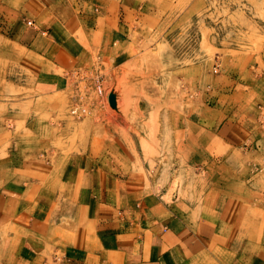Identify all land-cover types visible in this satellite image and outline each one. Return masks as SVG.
I'll use <instances>...</instances> for the list:
<instances>
[{
	"label": "crops",
	"instance_id": "0c3cea01",
	"mask_svg": "<svg viewBox=\"0 0 264 264\" xmlns=\"http://www.w3.org/2000/svg\"><path fill=\"white\" fill-rule=\"evenodd\" d=\"M163 1L0 0V36L29 54L34 89L49 94L92 70L108 35L144 38L134 23L165 21ZM258 82L219 128H193V168L207 185L186 198L121 171L101 142L57 158L15 147L12 115L0 112V264H264V176L214 169L235 150L264 155V72Z\"/></svg>",
	"mask_w": 264,
	"mask_h": 264
},
{
	"label": "rangeland",
	"instance_id": "374dc122",
	"mask_svg": "<svg viewBox=\"0 0 264 264\" xmlns=\"http://www.w3.org/2000/svg\"><path fill=\"white\" fill-rule=\"evenodd\" d=\"M159 13L165 21L133 24L144 38L108 35L93 69L74 70L49 94L35 91L29 54L0 36V112L12 115L13 145L57 158L101 142L121 171L159 192L186 198L204 190L205 172L193 168V128L210 121L219 128L225 107L254 97L264 72V0H164ZM227 160L215 174L264 176V155L235 150ZM257 186L264 194V179Z\"/></svg>",
	"mask_w": 264,
	"mask_h": 264
},
{
	"label": "built area",
	"instance_id": "2783aa9c",
	"mask_svg": "<svg viewBox=\"0 0 264 264\" xmlns=\"http://www.w3.org/2000/svg\"><path fill=\"white\" fill-rule=\"evenodd\" d=\"M28 25H31V22L27 23ZM96 92L98 95H102V89L99 83H96ZM75 112H72V114H74Z\"/></svg>",
	"mask_w": 264,
	"mask_h": 264
},
{
	"label": "water",
	"instance_id": "95a60500",
	"mask_svg": "<svg viewBox=\"0 0 264 264\" xmlns=\"http://www.w3.org/2000/svg\"><path fill=\"white\" fill-rule=\"evenodd\" d=\"M109 104L114 107L115 105V98L113 96H109Z\"/></svg>",
	"mask_w": 264,
	"mask_h": 264
}]
</instances>
